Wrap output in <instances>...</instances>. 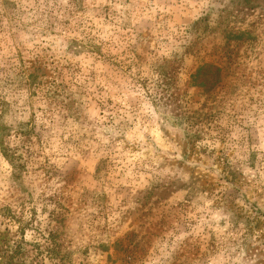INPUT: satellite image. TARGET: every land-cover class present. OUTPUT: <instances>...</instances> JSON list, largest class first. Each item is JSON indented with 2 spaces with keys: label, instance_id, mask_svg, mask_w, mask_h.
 <instances>
[{
  "label": "rangeland",
  "instance_id": "374dc122",
  "mask_svg": "<svg viewBox=\"0 0 264 264\" xmlns=\"http://www.w3.org/2000/svg\"><path fill=\"white\" fill-rule=\"evenodd\" d=\"M0 102L45 131L0 149V234L24 203L71 264H264V0H0Z\"/></svg>",
  "mask_w": 264,
  "mask_h": 264
},
{
  "label": "trees",
  "instance_id": "16d2710c",
  "mask_svg": "<svg viewBox=\"0 0 264 264\" xmlns=\"http://www.w3.org/2000/svg\"><path fill=\"white\" fill-rule=\"evenodd\" d=\"M214 70L220 71L219 68H214ZM203 83L201 82V85H204ZM218 83V79L209 81L211 87H215ZM29 85V82L25 84V86ZM5 106V102H0V149L18 173L27 170L29 165L32 164L35 155L33 148L37 142L40 143L43 137L42 134L45 131L38 132L36 127H29V124L17 127L3 124L2 118L6 112ZM11 138H13L11 142L14 146L10 145L9 140ZM17 208V211L10 207L2 210L5 218H10V220L20 224L15 234L16 236L20 234L22 237L14 240L10 236L12 234L10 228L6 230V233L0 234V236H3L0 241V264H71L64 240L66 234L64 231L65 226L62 223L63 213H54L51 216L52 219L61 221L58 222L57 228L50 224L48 228L43 229L42 225L37 221L34 208L30 210L31 216L28 221L23 218L26 205L22 203ZM28 231L31 232L32 241L26 239Z\"/></svg>",
  "mask_w": 264,
  "mask_h": 264
}]
</instances>
